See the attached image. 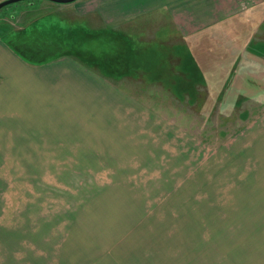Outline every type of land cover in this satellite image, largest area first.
<instances>
[{"label": "rangeland", "instance_id": "1", "mask_svg": "<svg viewBox=\"0 0 264 264\" xmlns=\"http://www.w3.org/2000/svg\"><path fill=\"white\" fill-rule=\"evenodd\" d=\"M247 7L191 52L179 36L195 28L150 42L162 55L183 47V68L128 74L26 68L99 17L68 26L73 4L49 0L0 10V35L31 55L50 49L29 60L12 50L8 65L24 68H0V264H264V3ZM115 37L89 42L110 55L125 46ZM128 44L123 56L142 62L148 49Z\"/></svg>", "mask_w": 264, "mask_h": 264}, {"label": "crops", "instance_id": "2", "mask_svg": "<svg viewBox=\"0 0 264 264\" xmlns=\"http://www.w3.org/2000/svg\"><path fill=\"white\" fill-rule=\"evenodd\" d=\"M90 1L93 2L92 7L87 5ZM86 2L75 0L72 3L62 4H73L74 12L63 13V17L65 15L70 16L68 26H72V19L73 21L75 19H82L81 16L83 15L89 16L87 18L91 21L92 16L90 15L94 13L99 17L98 19H94L96 24L91 26L85 23L93 31L91 32L92 34L108 31L114 35H120L121 40L128 43L138 42L139 45L131 43L128 45H130V48L148 49V52L144 54V60L142 62L135 61L133 55L128 53L129 50L123 58L117 59L115 57V60H113L111 56L110 59L103 60L101 59L103 58L101 47L98 46L102 50V55L101 50H97V47L90 44L89 50H84L83 54L85 55L83 57L78 56L77 61L70 58L72 57L70 53L64 54L62 50L59 53L60 56L42 65L28 63L27 67L25 66L26 68H48L47 66H53L56 68H71L72 71L74 70L72 68H127V74L129 68H136L135 66H138L137 68H183L184 61L187 64L190 63L189 57L184 58V54H182L181 48L183 47L179 46L180 48H177L174 45L172 49L164 51L162 55L150 48V42L157 41L162 43L164 40L170 41L176 38L177 35L173 33L176 32L178 34V28L181 30L195 28L201 30L198 37L191 38L186 33H181V36H179L182 42L188 41L186 49L187 52H191L192 46L203 38L202 33L205 32L207 27L216 25L220 19L231 17L235 12L248 8L247 6L249 5H251V8H254L252 6L264 3V0H87ZM88 8L90 9L88 10ZM160 19H166L167 25L163 27L159 26L157 31L154 32L153 28L155 27L153 26L157 25ZM56 26L60 29L58 25ZM69 29L71 30V28ZM150 30H153L152 35L150 34ZM71 34L78 35L73 30H71ZM157 36H163V38L157 39ZM79 37L82 40V35ZM143 37H147V39H142ZM72 39L71 35L68 34L59 38L57 37L56 41L63 42L68 47V44L71 45ZM142 40H149V44L144 45ZM18 57L0 35V68H24L23 66L8 65L9 61L13 60L15 62ZM121 59L126 61L120 62ZM197 64L199 65L198 61ZM188 68H194V66L189 64ZM163 74L168 75L165 70ZM68 84L70 88H73L71 82H68ZM70 92L72 96L74 89H70ZM56 95L60 96L61 94ZM77 108L79 106H75V109Z\"/></svg>", "mask_w": 264, "mask_h": 264}, {"label": "water", "instance_id": "3", "mask_svg": "<svg viewBox=\"0 0 264 264\" xmlns=\"http://www.w3.org/2000/svg\"><path fill=\"white\" fill-rule=\"evenodd\" d=\"M19 1H23V0H3V1H1L0 2V10L4 7V6H6V5H8V4H11V3H16V2H19ZM49 1H52V2H57V3H61V4H68V3H72V2H74L75 0H49ZM14 29H12V31H13ZM14 32V31H13ZM101 33H106L108 36H110V34H112V33H110V32H108V31H101V32H96V34H92L91 33V35H89L87 38H85V35H82V41H80V37L78 36V35H74V34H71V37L73 38L72 39V42H71V47L73 46L72 44L73 43H76V42H79V45H80V47H82L81 49H80V51H81V53H83V51L84 50H86L87 49V51L89 50V48H90V39L94 36V35H98V34H101ZM6 34L7 33H5V35H1L2 36V38L4 39V41L7 43V44H11V45H15L19 50H21L22 52H23V50H22V47H19L18 46V41L16 40V38L14 37V35L12 36V33L11 32H9V34H10V37L12 38L11 39V41H8L7 39H6V37H4V36H6ZM33 37L35 36V34H33L32 35ZM116 37H115V39L116 40H119V41H124V40H121V38L120 37H118L117 35H115ZM32 37V38H33ZM85 42H87V44L84 46V43ZM58 43H60L59 41H57L56 42V44H58ZM65 47H66V45L63 43V42H61ZM125 43V42H124ZM89 44V45H88ZM9 46V45H8ZM69 46H70V44H68V48L67 49H69L70 50V48H69ZM100 46V45H99ZM125 46H126V43H125ZM125 46H123V47H121V48H118V50L116 51H114V53L113 54H108L107 52H105L104 50H103V60H106V59H110V57L112 56V59L113 60H115V57H117V59H119V58H123V54L121 53V50L125 47ZM71 51V50H70ZM72 52V51H71ZM63 53L65 54V53H70V52H68V51H63ZM24 56H25V54L24 53H22ZM77 56H80V57H83L82 55H80V54H78Z\"/></svg>", "mask_w": 264, "mask_h": 264}, {"label": "trees", "instance_id": "4", "mask_svg": "<svg viewBox=\"0 0 264 264\" xmlns=\"http://www.w3.org/2000/svg\"><path fill=\"white\" fill-rule=\"evenodd\" d=\"M114 35V34H113ZM118 37H121L120 35H117ZM106 39V38H105ZM106 40H108V39H106ZM126 44H128V42L127 41H124ZM9 46H10V48L16 53V54H18L20 57H24L26 60H29V57H31V56H33V57H37V56H39V54H46V53H49L50 52V49L48 50V51H43V50H41L39 53H34V55H31V54H28L25 50H23V48H22V50H23V52L21 51V50H19L15 45H11V44H8ZM40 46H43V45H40ZM73 47V46H72ZM72 47L70 48V50L73 52V53H77V52H79V51H76V50H72ZM69 49H64L63 48V51H68V52H70V53H72L71 51H70ZM22 53H24L25 54V56L22 54ZM78 55V54H77ZM31 61V60H30ZM194 66V68H196V66H195V64L193 65Z\"/></svg>", "mask_w": 264, "mask_h": 264}]
</instances>
